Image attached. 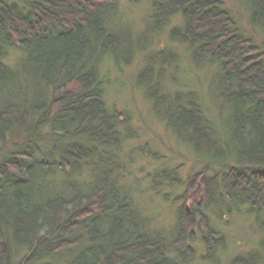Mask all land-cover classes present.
I'll return each mask as SVG.
<instances>
[{
	"label": "trees",
	"instance_id": "trees-1",
	"mask_svg": "<svg viewBox=\"0 0 264 264\" xmlns=\"http://www.w3.org/2000/svg\"><path fill=\"white\" fill-rule=\"evenodd\" d=\"M121 1L0 0V264H264V45L219 0H151L134 35ZM233 1L264 38V0ZM172 19L170 44L208 71L206 96L179 87L169 47L148 51ZM138 56L153 115L205 165L168 231L138 202L120 157L136 132L107 102V67ZM147 181L156 196L183 184ZM225 216L250 218L257 244L227 255Z\"/></svg>",
	"mask_w": 264,
	"mask_h": 264
},
{
	"label": "rangeland",
	"instance_id": "rangeland-1",
	"mask_svg": "<svg viewBox=\"0 0 264 264\" xmlns=\"http://www.w3.org/2000/svg\"><path fill=\"white\" fill-rule=\"evenodd\" d=\"M219 1L223 8L230 12L247 37L257 45H264V38L248 26L245 9L233 0ZM151 12V0H137L135 4H129L128 0L120 2V13L129 23L132 35L144 28ZM178 25L179 20L172 19L167 26H163L152 41L148 40L150 44L148 51H162L169 47L178 57V68L174 74L179 80V87L182 88L184 84L202 96H206L210 81L209 78H204L205 73L208 72L207 69L204 66L196 67L190 63L186 47L170 44L168 32ZM140 60V56L135 57L129 66L122 69L111 65L107 67V72H110L107 102L129 116L131 126L136 132L137 139L124 144V153L120 157L122 160L127 158L130 161V180H135L140 184L141 193L136 195L138 202L149 216L155 218V227L168 231L174 226V218L181 205L173 203L174 199L183 193L187 179L201 172L205 165L190 155L183 145L178 144L153 115L151 104L146 100L143 91L135 85ZM149 153L155 154L158 159H153ZM161 172L167 173L169 178H177L183 184L172 189L162 186L156 196L153 191L155 189L149 187L147 178ZM207 176L211 175L207 174ZM164 195H166L164 198L166 200L163 199ZM190 205L191 203L187 202L185 208ZM222 224L226 226L218 225V228L225 235L227 255L245 253L260 240V235L250 218L225 216Z\"/></svg>",
	"mask_w": 264,
	"mask_h": 264
}]
</instances>
